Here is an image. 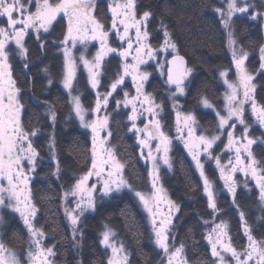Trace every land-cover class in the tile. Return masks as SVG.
<instances>
[{"label": "snow or ice", "instance_id": "snow-or-ice-1", "mask_svg": "<svg viewBox=\"0 0 264 264\" xmlns=\"http://www.w3.org/2000/svg\"><path fill=\"white\" fill-rule=\"evenodd\" d=\"M255 7L249 0H221V6L213 9L227 35V48L235 69V79H229L230 69L219 72L225 86L222 111L207 97L200 100L205 109L216 113L218 120L217 129L209 134L198 132L196 115L183 112L177 102V97L186 93V82H190L193 69L187 66L185 58L179 54L166 26L161 25L164 31L159 48L150 43L147 22L152 13L144 11L137 18L135 0H109L110 28L94 14L97 0H0V21H6L0 26V209L8 208L18 214L28 233L25 260H21L19 253L0 239V264H53L52 257L56 254L54 247H45V232L35 223L38 208L32 199L30 181L37 171L39 152L34 147L33 138L38 135L39 129L28 130L23 124L25 106L21 100V88L13 76L11 61L13 56H18L25 62L24 68L27 69L29 49L26 47V37L34 36L43 51L46 48L44 37L50 35L61 20L66 21V32L62 40L53 41L58 43L63 53L61 83L80 127L91 132L90 167L61 196L73 239L78 233L82 237L78 225L86 212L95 211L98 202L127 189L147 213L153 243L162 254L160 264H188L185 243L181 241L177 246L172 234L179 205L168 197L160 183L161 164L169 170L173 168L170 152L175 140L183 144L202 182L211 216V220H203V224L206 228L212 225L207 228L203 238L210 247L212 264H264V239L258 240L252 234L246 213L237 203L238 182L234 178L237 173L242 174L245 188H249V180L253 181L258 189L259 201L264 206V160H258L253 152L254 145L260 143L264 146V132H261L260 137H252L246 119V113L250 110L255 122L264 129V104L257 100L254 75L246 65L249 52L239 46L233 29V17L237 14L250 13V19L254 21L264 17V12L254 10ZM113 33L120 42L116 46H112L110 41ZM92 41L98 42L99 47L89 58L86 50ZM77 45L84 49L78 57L73 51ZM258 51L259 70L264 72V44L259 46ZM160 53H168L170 58ZM113 57L119 58V68L114 76L109 77L108 90L102 92L100 89L104 86L102 80L107 73L106 65ZM81 65L86 72L87 83L95 93V106L91 109L95 118L91 120L88 119L89 110L83 106L81 95L76 89ZM144 66H152L167 86L168 99L172 102L176 118L175 137L164 130L163 104L156 103L154 95L145 90L152 73L144 70ZM44 71L47 72V69ZM129 77L135 95L124 89ZM120 90H123V99H116L114 94ZM110 99H115L114 111L117 114L121 110H129L126 119L130 126L127 130L135 136L140 158L149 166L150 192L137 190L128 182L124 175L125 165L110 143L111 113L107 111ZM48 115L54 124L56 112L49 108ZM141 119L146 121L143 127L137 124ZM238 124L243 127V133L239 136L236 135ZM102 132H107V135L102 136ZM225 133L226 143L222 139ZM218 142L224 143L222 153L229 154L227 161H223L222 155L215 152L219 147ZM48 148L51 159L56 162L53 175L59 178L60 167L54 137L50 138ZM206 160L215 162L223 187L239 215L243 235L247 238L242 250L233 246L228 222H216L221 210L215 182L206 173ZM93 177L96 182L90 183ZM69 198L71 206L68 204ZM165 203L166 213L161 211V205ZM0 223H3L2 217ZM104 228L100 243L106 249H111L112 253L107 264H128L129 257L123 242L117 246L113 230L107 224ZM228 255L231 260L226 258Z\"/></svg>", "mask_w": 264, "mask_h": 264}, {"label": "trees", "instance_id": "trees-1", "mask_svg": "<svg viewBox=\"0 0 264 264\" xmlns=\"http://www.w3.org/2000/svg\"><path fill=\"white\" fill-rule=\"evenodd\" d=\"M98 1L101 4V0H97V4ZM103 2L106 3L107 8L108 1L103 0ZM135 4L137 18L144 11L152 13L147 22V28L148 31L151 29L156 32L154 37L158 41L151 44L154 47L160 45L164 31L161 25L166 26L172 42L177 44L187 65L193 69L184 105L187 101L198 100L202 94L207 95L212 102L218 105L222 97L218 74L223 69L233 71V65L228 50H226L220 21L215 18L211 8L213 0H135ZM97 10L99 13L102 12L101 5ZM236 28L239 46L248 51L250 57H253L255 52L253 47L258 44V27L255 24H251V27L247 26L246 22L242 21ZM252 31L253 34H251ZM49 58L48 66L54 73L57 61L52 57ZM251 62L247 63V67L250 72H253ZM111 64L112 68H117L115 62H111ZM42 65L40 63L38 67L32 68L30 98H33L35 106L34 109L30 108L27 111V122L32 124L31 129H39L38 135L33 139V144L39 152L40 165L45 171L43 175L45 173L49 175L50 171L56 169V162L51 159L48 148L50 138L54 137L56 156L60 170H63L61 173L65 182L67 171H72L76 179L89 167L88 135L77 128V122L69 111L66 93L56 91L54 88H51L50 91L46 89L47 80L45 78L52 76L39 69ZM255 84L262 85L263 83L256 80ZM163 92L165 95L167 94L165 86ZM81 93V100L86 99L84 105L88 108L91 104L90 92L84 89ZM255 94L257 100L264 104V88H256ZM91 98L93 97L91 96ZM164 107L167 110V107ZM49 108L56 112L54 124L48 115ZM121 112L122 110L112 119L114 121L110 129L116 135V142H118L121 153L120 160L125 165L128 182L132 185H142L145 183L144 168L138 161L133 141H130V138L126 136V125L123 117L121 118L123 114H120ZM197 115L200 116V113L198 112ZM204 118L209 121L208 117ZM173 161L172 174L164 175L162 181L169 196L180 206L174 223L177 236L175 241L177 244H180L181 241L185 243V255L189 264H212L213 258L209 247L206 246V240L203 238L206 227L203 228L201 225L203 220H210L211 216L210 211L207 210L206 199L201 192L200 182L189 160L183 158L173 159ZM41 189L42 192L39 196L43 200L41 210L44 219L41 228L44 232L53 235L56 250L57 248L67 249L64 251V257L68 262L72 259L74 251H77L80 252L81 264H106L107 251L99 245V237L107 224L116 232L115 235L123 242L125 250L130 253L129 264H160V255L155 253L147 242L143 216L139 214L133 196L128 192H122L103 202H98L95 211L85 214L80 220L78 227L82 237L78 233L73 240L66 221L60 218V214L62 216L60 204L55 199L57 188L48 179L47 182H43ZM60 191L63 192L64 189L60 187ZM252 197L251 202L245 204L244 196L239 193L237 203L246 213V219L253 236L262 239L264 219L255 210L257 201L253 195ZM221 199H218L221 212L216 222L219 221V218L228 222L233 245L239 249L244 241L240 234H237L238 213L235 215L233 208L224 205L225 203L223 204Z\"/></svg>", "mask_w": 264, "mask_h": 264}, {"label": "flooded vegetation", "instance_id": "flooded-vegetation-1", "mask_svg": "<svg viewBox=\"0 0 264 264\" xmlns=\"http://www.w3.org/2000/svg\"><path fill=\"white\" fill-rule=\"evenodd\" d=\"M102 3L100 4V2L97 4V7L101 5L102 8V13H105V9H106V4L105 2L101 1ZM262 5H263V11H264V0H262ZM34 10V9H33ZM107 16V14H105ZM104 18V17H103ZM102 18V19H103ZM151 18V17H150ZM101 19V18H100ZM101 19V20H102ZM105 25H106V20L103 19L102 20ZM6 23V21H0V26H3V24ZM247 26L251 27V24L246 23ZM62 26V28H61ZM151 26V25H149ZM62 29V31H61ZM66 31V25L64 24L63 21H60V23L56 24L55 30L52 31V33L50 35H47L44 37L45 41H46V48L42 51L40 48L39 43L35 40L34 36L31 37H26V47L29 49V55H28V68L25 69L24 68V61H21L20 58L18 56H13L12 59V71H13V76L14 78L17 80L18 86L21 88V100L22 103L25 106V110L23 112L22 115V119H23V124L25 126L26 129L28 130H32L30 126H32V124L27 122V111H29V109H34V101L33 98H30V94L32 92H30V89H32V68H36L40 65V63H42L43 65L39 68L40 70H44L45 68L47 69V74L50 73V76H47L45 79L47 80L46 83V89L47 90H51V88L55 89L56 91H63L62 87L60 86V82L58 80L59 77V65L61 63V58H60V47L58 46V43H53V41H59L63 39V34ZM150 33V42H154V36L155 33L154 30L149 29ZM258 42L257 43H262L263 38L261 36V31L258 29ZM132 34L134 35V30H132ZM251 34H253V31L251 32ZM113 35H115L114 33L110 35V41L112 42L114 37ZM172 40V39H171ZM94 41L90 42L93 43ZM120 42L118 41L117 43H113V46L118 45ZM258 44H255L254 46H256ZM94 46H90V49L88 50L87 54L91 53L93 50ZM14 48V45H13ZM52 57L54 59H56L57 61V65L55 67V72L52 73L49 69L50 66H48L50 63V58ZM131 58L129 57V62H130ZM252 60V59H251ZM250 57H248L247 63L251 61ZM111 61V58H110ZM253 61V60H252ZM117 69L119 68V64L116 63ZM188 66V65H187ZM189 67V66H188ZM153 71V70H152ZM154 72V71H153ZM192 76V75H191ZM190 76V77H191ZM49 79H51L52 83L49 84ZM261 81V83H263L262 85H257L256 88H264V73H262L261 71L258 72L257 74H255V81ZM164 84L161 83V78L159 76H154L153 75V79L151 81H148L147 86H146V91L150 92L154 95L155 97V101L156 103H158L159 100H161V103L163 104V110L164 112L167 111L169 112V107H168V100L167 97L164 92H163V88H164ZM149 87V88H148ZM154 87V88H153ZM166 87V86H165ZM189 88V83L188 86ZM132 87L129 85L128 82H126V84L124 85V89L128 90L132 95H135V90L131 89ZM167 88V87H166ZM188 88H186L187 92H188ZM187 92L185 93V97L182 98L183 102L186 100L187 98ZM118 93H120L123 96V90H120ZM168 93V92H167ZM202 96H206L202 94ZM202 96H200L199 98H201ZM198 98V99H199ZM208 98V97H207ZM209 101H211L208 98ZM212 102V101H211ZM167 107V110L165 109V107ZM185 109V108H184ZM200 113V111H199ZM193 114L196 115V118L198 120L199 123V129L198 132L203 131L204 129L206 130V133H213L215 127V123L216 121L213 119V116L210 113H204L205 117H208L209 121L207 122H203L204 120L202 119L201 116L197 115L198 112L196 110H193ZM202 114V113H201ZM204 118V117H203ZM255 121V120H254ZM167 129L169 131H167ZM164 130L166 132L169 133V135H172V129L171 126H164ZM255 130V129H254ZM126 131V128H125ZM256 131V130H255ZM127 132V131H126ZM205 132V131H204ZM130 134V133H129ZM128 134V138H130L131 141V136ZM239 136V135H237ZM222 139L224 140V142H227V137L226 134L223 135ZM219 147H217V149H220L218 152H215L216 154H221V155H226V153H222V149L224 148V143H220L218 142ZM264 148V147H263ZM258 150V146H253V152H257ZM136 151V149H135ZM264 151V150H262ZM170 157L171 160L172 159H183L186 158L187 160H189L188 156H187V152L184 149L183 146H180L176 141L173 142L172 145V150L170 152ZM139 161V159H138ZM190 161V160H189ZM191 162V161H190ZM215 163V162H214ZM40 157L37 161V171L35 173V175L32 177L31 181H30V189H31V193H32V199L34 204L36 205V207L38 208V214L37 217L35 218V223L37 227H41L42 222L44 221L43 216H42V199L41 196H39V194L42 192L41 186L43 184L44 181H48V179L51 180L52 184L55 185V187L57 188V193H55V199L57 200L58 204H61V196L63 194V192L60 191V187H62L64 190L65 189H69L75 182V178L72 174V171H67L66 173V178H65V182H64V178L62 177V173L63 170H60V175L59 178H57V176L53 175V172L55 171H50L49 175H46V173L43 175V172H40ZM213 162L212 161H205V169H206V173L213 179V181L215 182V187L217 189V195H218V199H221L222 201L225 198V204H228L230 202V200L225 197V194H222L221 191L219 190L218 186L219 183L216 181L215 176H216V171L214 170L213 167ZM62 172V173H61ZM83 174V173H82ZM164 174V172H163ZM238 180L242 179L244 181V176L240 173L237 174ZM163 179V177H162ZM200 182V181H199ZM200 184V183H199ZM201 185V184H200ZM201 188V192H202V186ZM251 189V184L249 181V188H238L239 191H237V195L240 193L241 196L243 195L245 198L246 203H250L251 200V194L252 191ZM237 199V196H236ZM166 213V212H164ZM0 217L3 218V223H0V239L3 240L4 243H6V245L9 248H12L14 250H16L19 253V256L21 258V260H25V256H26V252L28 249V233L27 230L25 229L21 218L19 217L18 214L12 213L10 209L8 208H3L0 209ZM60 218H63L60 214ZM238 220V218H237ZM219 222V221H218ZM174 223H175V219H174ZM46 239H44V245L45 247H54V242H53V235H51V233L45 232ZM50 239V240H49ZM66 248H54L55 251V256L52 257V261L53 264H81L80 263V252H75L73 253L72 259L68 262L66 260V257H64V251H66Z\"/></svg>", "mask_w": 264, "mask_h": 264}, {"label": "rangeland", "instance_id": "rangeland-1", "mask_svg": "<svg viewBox=\"0 0 264 264\" xmlns=\"http://www.w3.org/2000/svg\"><path fill=\"white\" fill-rule=\"evenodd\" d=\"M101 1H103V0H101ZM108 1V3H109V0H107ZM98 2H100V1H98ZM102 3V2H101ZM249 3L250 4H255V9L254 10H259V11H262V12H264L263 11V5H262V0H249ZM106 4V3H105ZM221 6V0H213V5H212V11H213V13H214V15H215V18H217L218 20H219V16H218V14L217 13H215V11L213 10L215 7H220ZM98 8V7H97ZM106 11H105V13L103 12H101V13H99V11L96 9V11H95V15H97V17L100 19H102L103 17V19H105L106 21V26L107 27H109L110 28V26H111V13L108 11V7L105 9ZM105 14H107V16L105 15ZM100 19V20H101ZM102 19V20H103ZM61 21H63L64 22V24L66 25V21L65 20H61ZM220 21V20H219ZM246 22V23H250V24H255L257 27H258V29L261 31V36H262V38H263V40H264V17H261L259 20H252V19H250V13L249 14H237L236 16H234L233 17V29H234V31H235V34H236V38H237V36H238V32H236V27H237V25L239 24V22ZM220 25H221V23H220ZM221 27V29H222V31H223V33H224V40H225V46H226V50H228V48H227V35H226V32H225V30H224V28H223V26L221 25L220 26ZM61 28H62V26H61ZM61 31H62V29H61ZM66 32V31H65ZM151 33V32H150ZM149 33V34H150ZM64 35V34H63ZM113 37H114V39H113V41L111 42L112 43V46H113V43H117L118 42V40L116 39V37H115V35H113ZM171 38V37H170ZM154 39H155V37H154ZM238 40V39H237ZM156 41H158L157 39H155V41L154 42H150V43H155ZM162 41H163V39L160 41L161 43H162ZM160 43V44H161ZM175 43V42H174ZM239 44V43H238ZM261 44H264V41H262V43H258V46H257V49H256V46L255 47H253V49H255V52H254V56L252 57H250V53H249V57H250V60L252 61L250 64H251V66H252V68H253V72H251L253 75H254V79H255V74H257L258 72H260V70H259V64H260V60H259V51H258V49H259V46L261 45ZM94 46L93 47V51L91 52V53H89V54H87V52H88V50L90 49V46ZM177 45V44H176ZM160 46V45H159ZM159 46L157 47V48H159ZM98 47H99V44H98V42H96V41H94L93 43H89L88 44V47H87V50H86V54L89 56V58H91V56H93L94 54H95V52L97 51V49H98ZM178 47V46H177ZM178 49V48H177ZM74 52H75V54H76V56L78 57L79 56V54H80V52L81 51H84V49H82L81 48V46L80 45H77V47H76V49H74L73 50ZM178 51H179V49H178ZM169 53H170V50H169ZM228 53H229V56H230V59H231V55H230V52L228 51ZM179 54L180 55H182L183 56V54H181V52H179ZM160 55L161 56H165V55H169L168 53H160ZM184 57V56H183ZM60 58H61V63H60V65H59V77H58V80H59V82H60V86L62 87V89L64 90V92L66 93V97H67V101L69 100V97H68V95H67V92H66V90L63 88V86H62V83H61V79H62V67H63V53H62V50L60 49ZM169 58H170V55H169ZM185 58V57H184ZM111 62H115V63H118L119 64V58L118 57H113V58H111V61L109 60V63L106 65V67H107V73H106V75H105V77L103 78V80H102V83H103V87L100 89V91H102V92H106L107 90H108V84L110 83V79H109V77H111V76H114L115 75V73L117 72V68H112V66H110V65H112L111 64ZM150 63H152V62H150ZM246 65H247V61H246ZM144 70H147V71H149L150 73H152V75L150 76V79H149V81H151L152 79H153V75L154 76H159V74L158 73H155V72H153L152 70H153V67L152 66H144ZM223 70H225V69H223ZM262 72V71H261ZM262 73H264V72H262ZM191 75H193V73L191 74ZM229 79H235V69H234V66H233V71H230V73H229ZM218 80H219V83H220V85H221V88H222V92H221V94H222V97H221V101L218 103V105H216L214 102H212L213 103V105L217 108V109H220L221 111H222V109H223V94H224V92H225V86H224V84H223V81H222V79L219 77V74H218ZM189 81H190V78H189ZM126 82H128L129 83V85L132 87V85H131V78L129 77V78H127V81ZM254 82V81H253ZM148 83V82H147ZM147 83H146V85H145V89H146V86H147ZM161 83L162 84H164V82H163V80L161 79ZM188 83L189 82H187V86H188ZM255 83V82H254ZM165 85V84H164ZM166 86V85H165ZM167 87V86H166ZM149 88V87H148ZM154 88V87H153ZM188 88V87H187ZM76 89L78 90V92H79V94L81 95V98H82V93L81 92H83L84 91V89H87L89 92H90V95L93 97V98H91V96H90V100H91V104H90V106L88 107V108H86V106L84 105L85 104V101H86V99L83 101V100H81V102H82V104H83V106L86 108V109H88L89 110V116H88V119L89 120H91V119H93V118H95L94 117V115L93 114H91V109L95 106V93L90 89V87H89V85H88V83H87V75H86V72L83 70V66L81 65V67H80V70H79V73H78V81H77V84H76ZM132 90H134V88H131ZM119 92V91H118ZM115 93L114 95H115V98L116 99H123V96L120 94V93ZM186 92H187V90H186ZM166 96H168V93H167V95ZM185 97V95L184 96H179V97H177V102L179 103V105L181 106V110L183 111V112H185V113H187V112H192L193 113V110H196L197 112H199L200 111V116L202 117V119H204V121L203 122H207L208 120L207 119H205V118H203V117H205L204 116V113H210L212 116H213V119L216 121V123H215V125H214V129H217V125H218V120H217V117H216V113L214 112V111H212L211 109H205L201 104H200V100H201V98L202 97H206V96H202L201 98H199L198 100H195V101H193V100H191V101H187L186 102V105H184V103H182L183 102V100H182V98H184ZM209 98V97H208ZM167 100H168V107H169V115H168V112L167 111H165L164 112V110H163V113H162V120H163V124H164V126H171V129H172V137H175V135H176V133H175V112L173 111V109H172V102L168 99V97H167ZM211 102V101H210ZM161 103V100H159L158 101V104H160ZM68 105H69V111L71 112V108H70V104L68 103ZM116 108V104H115V99H110V106H109V108H108V112L109 113H111V115H110V121H109V131H111V133H112V135L109 137V140H110V143L115 147V149H116V151H117V154H118V158L120 159V157H121V153L119 152V149H120V147H119V145H118V142H116V135L115 134H113V131L110 129V127L112 126V123H113V121L114 120H112L113 118H115L116 117V115H118L117 114V112H115L114 111V109ZM185 108V109H184ZM164 109V108H163ZM127 111H129V110H122V112L120 113V114H122L121 115V118L123 117V120H124V122H125V128H126V136H128V134H129V132H128V127L130 126V124H129V122L127 121V119H126V117H127ZM202 113V114H201ZM71 115H72V117L74 118V120H76V122H77V128L81 131V132H83V133H86L87 135H88V141H89V167H90V164H91V153H90V149H91V132H90V130H88V129H84V128H81L80 127V125H79V121L75 118V115H74V113H72L71 112ZM118 117V116H117ZM246 119H247V122H248V124L250 125V134H251V136L252 137H260L261 136V132H264V129H261L260 127H259V125L254 121V118L252 117V115H251V112H250V110L246 113ZM209 120H211V119H209ZM198 121V120H197ZM146 121H144V120H138L137 121V124H138V126L139 127H141L142 126V124H144ZM256 131H255V130ZM206 130L207 129H204L203 130V132L205 131L206 132ZM167 131H169L168 129H167ZM243 133V127L242 126H240L239 124L237 125V129H236V135H241ZM226 134V133H225ZM224 134V135H225ZM101 135L103 136V135H107V132H102L101 133ZM130 136H131V141H133V145L135 146V148H136V152H137V156H138V159H139V162L141 163V165H142V167L144 168V170H143V172L145 173V183L144 184H142V185H133L137 190H141V191H143V192H150L151 191V184H150V181H149V179H148V168H149V166H147L146 164H145V162L140 158V148H139V146L137 145V143H136V138H135V136L132 134V133H130L129 134ZM35 138V137H34ZM33 138V139H34ZM262 140H264V138H262ZM175 141V140H174ZM180 146H183V144L181 143V142H179V141H176ZM154 146V145H153ZM255 146H258V150H257V152H254V155L256 156V158L258 159V160H264V151H262V150H264V146H262L260 143H258V144H256ZM35 147V146H34ZM220 149H217L216 148V152H218ZM145 154H146V152H145ZM187 156H188V154H187ZM189 157V156H188ZM222 158H223V161H227V159L229 158V154H226V155H222ZM190 161H191V158L189 157L188 158ZM172 162H173V168H174V161H173V159H172ZM213 162V167H214V170L216 171V168H215V163H214V161H212ZM191 164H192V161H191ZM39 167H40V172H43V167H41V165H39ZM192 167H193V171H195L196 172V175H197V177H198V181H200V184H201V186H202V182H201V180H200V177H199V174H198V172L195 170V168H194V165L192 164ZM173 168L171 169V170H169L168 168H167V166H164V165H162L161 164V168H160V183L163 185V188L165 189V191L167 192V189L165 188V184L163 183V181H162V177L164 176V175H166V176H170L171 174H172V170H173ZM163 172H164V174H163ZM238 174V173H237ZM237 174L235 175V179L237 180V182H238V188L240 187V188H244L245 186H244V184H243V180L242 179H240V180H238V177H237ZM124 175H125V177H126V174H125V170H124ZM215 179H216V181L219 183V186H218V188H219V190L221 191V193L222 194H225L226 196V198H227V200L229 199L230 200V202L228 203V204H226V205H229L231 208H233V210H234V212H235V215L237 214V211H236V208L232 205V202H231V197H230V195H228L227 194V191H226V189H224V187H223V181L222 180H220V178H219V173H218V171H216V176H215ZM250 181V184H251V191H252V194H251V196L253 195L254 196V199L257 201L256 202V204H255V207H256V211H258V214H260V215H262V217H263V219H264V206H262V204H261V202L259 201V197H258V189H256V187H255V183L253 182V181H251V180H249ZM96 181H95V178L93 177L91 180H90V183H95ZM132 185V184H131ZM140 186H142L141 188H140ZM140 188V189H139ZM238 188H237V191H239L238 190ZM123 192H128L131 196H133V199H134V203H135V206H137V210H138V212H139V214L141 215V216H143V225H144V227H145V235H146V238L148 239L147 240V242H148V244L150 245V247H152L153 249H154V252L155 253H158L159 255H160V257L162 256V254L160 253V251L155 247V245H154V243H153V237H152V234H151V228H150V223H149V219H148V216H147V213L143 210V208H142V206L139 204V202H138V200H137V198H135V196H134V194L132 193V192H129L127 189H125ZM203 192V191H202ZM167 195H168V197L172 200V201H174L175 202V200H173L170 196H169V194L167 193ZM203 196H204V194H203ZM205 197V196H204ZM253 198V197H252ZM205 199H206V197H205ZM225 201V198H224V200L222 201L223 202V204L225 203L224 202ZM244 201H245V198H244ZM251 202V201H250ZM176 203V202H175ZM206 203H207V201H206ZM68 204H69V206H71V198H69V201H68ZM218 204H219V202H218ZM245 204H248V203H246V201H245ZM257 205V206H256ZM179 208H180V206H179ZM60 209H61V213H62V217H63V219L66 221V226H67V228H68V231L70 232V235H71V238L73 239V234H72V231H71V228L69 227V223H68V221H67V219H66V217H65V215H64V211H63V207H62V203L60 204ZM208 210V209H207ZM161 211L162 212H167V204L165 203V204H162L161 205ZM208 211H210V210H208ZM92 212H94V211H89V212H86L85 214H87V213H92ZM177 214L178 213H176V215H175V217H174V219L177 217ZM237 218H238V221H236V223H237V234H240V237H242L243 238V243L241 244V246H239V249L235 246V245H233L234 247H236L238 250H242L243 248H244V246H246V244H247V238L243 235V230H242V228H241V226H240V220H239V215L237 214ZM259 219H260V217H259ZM211 220V219H210ZM221 219L219 218V221H220ZM257 221H259V220H257ZM218 223V222H217ZM201 225L203 226V228H205V226H204V224H203V222L201 223ZM175 224L173 225V227H172V234H173V236L175 237V240L177 239L176 237V230H175ZM212 225L211 224H209L208 226H207V228H210ZM203 228H202V230H203ZM207 228H206V230H207ZM103 231H105V228H104V230ZM102 231V232H103ZM102 232L100 233V237H99V245L101 246V248L102 249H104L105 251H107V259H106V264H107V260H108V258L112 255V253H111V249H106L101 243H100V240H101V238H102V236H101V234H102ZM115 234H116V232L115 231H113ZM205 232V231H204ZM261 236H262V239L264 238V226L262 227V232H261ZM203 235H204V233H203ZM46 236L47 235H45V238L44 239H46ZM229 236L231 237V234H229ZM76 237H77V235H76ZM255 238H256V236H254ZM113 239L115 240V242L117 243V246H119V244H120V239H118V237L115 235L114 237H113ZM256 239H258V238H256ZM74 240V239H73ZM174 240V243L178 246L179 244H177V241H175ZM259 240V239H258ZM206 246H208V244H207V242H206ZM209 247V246H208ZM126 252H127V254H128V257H129V259H130V253L126 250ZM209 252L211 253V251H210V247H209ZM157 255V254H156ZM26 257V256H25ZM226 258L227 259H229V260H231V257H230V255H228V256H226ZM130 261V260H129ZM128 264H129V262H128ZM189 264V263H188ZM232 264H234V262H232Z\"/></svg>", "mask_w": 264, "mask_h": 264}, {"label": "water", "instance_id": "water-1", "mask_svg": "<svg viewBox=\"0 0 264 264\" xmlns=\"http://www.w3.org/2000/svg\"><path fill=\"white\" fill-rule=\"evenodd\" d=\"M186 83H187V82H186ZM145 123H146V122H145ZM145 123H144V124H145ZM144 124H143L141 127H143V126H144Z\"/></svg>", "mask_w": 264, "mask_h": 264}]
</instances>
